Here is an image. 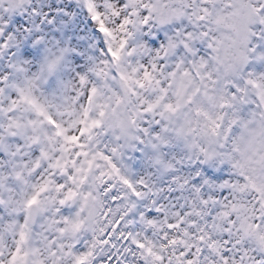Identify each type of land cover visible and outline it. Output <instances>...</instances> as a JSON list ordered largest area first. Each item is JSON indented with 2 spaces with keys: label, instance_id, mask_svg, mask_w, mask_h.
Masks as SVG:
<instances>
[{
  "label": "rangeland",
  "instance_id": "obj_1",
  "mask_svg": "<svg viewBox=\"0 0 264 264\" xmlns=\"http://www.w3.org/2000/svg\"><path fill=\"white\" fill-rule=\"evenodd\" d=\"M154 1L161 14L177 0ZM93 2L110 46L120 47L128 18L124 0ZM233 18L243 22L240 14ZM234 34L229 36L236 39ZM72 46L82 54H71L62 90L57 84L49 90L38 81L41 64L30 51L23 52L30 93L57 133L45 144L47 152L33 148L18 166V173L27 178L20 190L11 187L5 213L0 210V263L52 264L57 256L60 264H264L260 159L242 134L246 117L258 108L264 111V64L248 69L239 80L213 52L204 55L203 64L185 59L183 78L176 85L189 109L194 138L186 142L188 134L155 127L153 132L162 134L159 151L140 158L132 140L136 146L144 135L138 134L134 121L118 119L111 101L99 116L92 143L78 146L96 82L90 77L85 45ZM65 48L61 45L58 51ZM158 52L157 47L144 54L142 64L159 70ZM105 92L109 95L106 87ZM167 97L179 108L176 98ZM63 147H76L75 156L63 157L67 165L70 159L76 163L74 171L61 178L55 170ZM3 171L13 183L7 166ZM60 187L74 189V211L61 215L79 235L71 240L67 233L61 249L50 242L46 220L60 214L52 204L53 197L62 196L56 191Z\"/></svg>",
  "mask_w": 264,
  "mask_h": 264
},
{
  "label": "trees",
  "instance_id": "obj_2",
  "mask_svg": "<svg viewBox=\"0 0 264 264\" xmlns=\"http://www.w3.org/2000/svg\"><path fill=\"white\" fill-rule=\"evenodd\" d=\"M124 2L128 18L122 44L114 49L93 0H0L2 213L9 203L11 187L20 190L23 187L21 182L27 178L18 173L22 158L36 147L46 151L45 144L52 139L51 134L57 133L43 105L30 93L22 60L24 51H30L41 64L38 81L49 90L56 84L62 90L67 83L65 74L71 63V54H82L72 44L85 45L84 52L91 66L90 77L96 85L89 96L78 146L87 147L92 143L99 116L112 102L118 119L122 123L134 121L138 134L144 135L136 146L132 140L140 158L159 151L162 134H155V127L164 131L170 126L178 135L188 134L186 142L194 138L189 109L180 100L181 88L176 85L180 76L183 78L185 59L193 57L200 64L205 60L204 55L213 52L229 67V72L232 70L233 78L239 80L248 69L257 70L264 64V55L260 54L264 52V0H177L169 12L161 14L156 13L154 0ZM236 14L243 16V22H234ZM230 32L235 33L236 39L229 36ZM61 45L66 48L58 51ZM157 47V59L161 62L159 70L151 64H142L143 55L147 56ZM105 87L109 89V95ZM119 89L123 90V95L122 92L116 94ZM168 94L176 98L179 108L176 103L168 102ZM60 95H63L62 91ZM108 101L111 102L108 104ZM242 134L260 159L264 183V111L258 108L249 119L246 117ZM75 148L70 151L65 147L61 149L63 154L56 159V176L62 178L63 173L74 171L76 161L70 159L67 165L63 157L68 153L75 156ZM4 166L14 176L13 183L7 180ZM74 186L76 188V184ZM56 191L62 196L53 197L52 204L58 206L60 214L54 213L46 220L50 237L53 236L50 242L61 249L60 242L67 233L72 234L71 240L78 239L79 235L72 224H65L64 214L61 215L65 210L74 211V189L66 192L60 187ZM56 216H59L58 221L53 219ZM56 257L52 264H60Z\"/></svg>",
  "mask_w": 264,
  "mask_h": 264
}]
</instances>
